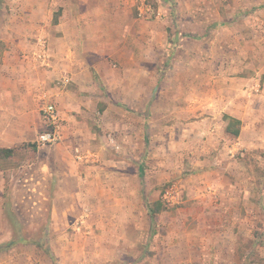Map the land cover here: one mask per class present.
Listing matches in <instances>:
<instances>
[{"label": "rangeland", "instance_id": "obj_1", "mask_svg": "<svg viewBox=\"0 0 264 264\" xmlns=\"http://www.w3.org/2000/svg\"><path fill=\"white\" fill-rule=\"evenodd\" d=\"M233 2L138 0L89 62L5 70L29 93L0 107V264H264V28Z\"/></svg>", "mask_w": 264, "mask_h": 264}, {"label": "crops", "instance_id": "obj_2", "mask_svg": "<svg viewBox=\"0 0 264 264\" xmlns=\"http://www.w3.org/2000/svg\"><path fill=\"white\" fill-rule=\"evenodd\" d=\"M137 1L8 0L0 13V47H4L0 50V101H3L0 107L5 108L9 101L18 104V109L28 107L21 99L23 94L29 93V89L25 90L19 83L12 91L5 88L4 80L9 79L6 69L21 63L24 65L25 61L48 62L51 58L58 67L80 60L89 62L92 54L88 52V43L93 38L90 31L114 32L130 28L136 21L134 4ZM233 4L236 8L231 11L237 14L244 5L257 7L251 15L256 24L264 28V0H234ZM117 37L118 34L113 37L114 40ZM114 44L117 46L119 42ZM85 66L90 68L87 64ZM58 67L56 70L54 66V73ZM233 116L239 119L238 114L233 113ZM240 134L232 136L239 137Z\"/></svg>", "mask_w": 264, "mask_h": 264}, {"label": "built area", "instance_id": "obj_3", "mask_svg": "<svg viewBox=\"0 0 264 264\" xmlns=\"http://www.w3.org/2000/svg\"><path fill=\"white\" fill-rule=\"evenodd\" d=\"M42 117L46 127L37 138L38 145L58 142L62 137L63 123L59 110L54 102H49L44 105L42 108Z\"/></svg>", "mask_w": 264, "mask_h": 264}, {"label": "trees", "instance_id": "obj_4", "mask_svg": "<svg viewBox=\"0 0 264 264\" xmlns=\"http://www.w3.org/2000/svg\"><path fill=\"white\" fill-rule=\"evenodd\" d=\"M234 124H237L238 127L233 128ZM240 131H241V120L238 118L229 116V121H228V124L226 126V132L229 134L238 136L240 134ZM12 152H13L12 148L0 147V155L4 154L7 156H10L12 154ZM154 205H155V207H152V206L149 207V211H150V213L155 215L160 210V204H159V202H157ZM3 248H5V247H0V250H2Z\"/></svg>", "mask_w": 264, "mask_h": 264}]
</instances>
